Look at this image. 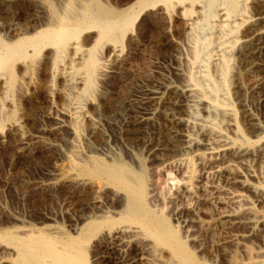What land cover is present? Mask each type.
Listing matches in <instances>:
<instances>
[{"label":"bare ground","instance_id":"1","mask_svg":"<svg viewBox=\"0 0 264 264\" xmlns=\"http://www.w3.org/2000/svg\"><path fill=\"white\" fill-rule=\"evenodd\" d=\"M150 16L165 33L155 38L168 53L156 63L163 79L136 86L119 112L113 88L96 86L124 63L125 36ZM62 132L67 151L47 138ZM98 133L113 136L118 149L94 147ZM0 138L16 161L50 160L20 197L68 199L59 213L65 231L51 223L55 212L1 230L0 264H208L198 230L223 231L208 240L221 264H264V0H118L113 9L98 0H0ZM177 157L199 161L201 179H220L241 192L230 200L251 197L257 209L212 218L183 207L172 225L152 209L145 168L157 173ZM15 172L11 186L22 178ZM199 180L196 192L204 190ZM187 185L178 186L182 196ZM211 199L224 198L200 201ZM80 208L90 213L79 216Z\"/></svg>","mask_w":264,"mask_h":264},{"label":"rangeland","instance_id":"2","mask_svg":"<svg viewBox=\"0 0 264 264\" xmlns=\"http://www.w3.org/2000/svg\"><path fill=\"white\" fill-rule=\"evenodd\" d=\"M59 1L61 2L63 0H54V1L49 0V2H51L52 4H56ZM98 1L101 4L103 3L104 6L111 8V9L115 8L117 6V3H118V0L117 1L116 0H98ZM119 1H121V0H119ZM152 17H151L152 19L148 18V20H145L142 22H139L140 20H138L136 25L133 26L132 31L129 33L130 35L127 34L124 38L125 40H123L124 48H125V54H126L127 59H125L124 63L121 62L122 64L120 62L119 63L115 62L114 67L112 68V70H109V72H107V73L102 72L101 74H102V78L104 79V82H103L104 84L98 83L96 86L97 89L101 90L102 92H106L104 90H106L107 86H111L113 88L112 94L110 96L114 102H116L118 105H120L118 108L119 112L123 111V108L121 106L122 102L131 98L134 95L136 86L139 87L140 85H143V86L145 85V87H153L154 84H156V82L161 81L163 79V75L162 74L160 75V71H158L156 69V63H157V61L160 62L162 60H165L168 57V53H167V51H164V50L157 48L155 46L156 45L155 41L158 37L164 36L165 33H164V31L160 30V28L157 26L156 21H155L156 16L155 17L152 16ZM144 22H146V23L144 24ZM135 27H137V28H135ZM161 31H162V34L160 33ZM167 63H169V62H167ZM167 63H166V66H168ZM115 64H117V65H115ZM47 105L43 106V108H44L43 112H48L49 108L51 111V106L48 105V107H47ZM29 110L31 111V113L36 114V115L41 112L38 110H34V108H32V107H30ZM255 113H257V112H255ZM259 117L261 120L260 115H259ZM101 136H102V134H101ZM101 136L98 133V134H95L94 137L90 139L91 143L94 147L101 148V147H103V145H106L109 143L112 149H114V150L118 149V146L114 143V137L113 136H109L106 138L101 137ZM47 138H48L49 142H51L53 145L61 148L64 151H67L66 144H65V140L67 138L66 133L62 132L61 134H59L57 136H49ZM129 143L133 149V152H135L139 157L143 158V152H142L143 147H142V145L141 144H135L134 141H131ZM1 144H2V139L0 138V231L1 230L10 231L12 228L14 229L17 226H21L20 225L21 223H27V222L28 223H32V222L34 223V222L41 221L43 214L46 212H48V213L55 212L56 216L57 215L58 216L55 218V222H51V223L57 225L58 227L62 228L65 231L66 223L64 222V220L62 218L59 217V213H60V210L63 208L62 205L67 204V202H68V199L66 198V196L55 194V196L53 198L48 199L49 201H47L43 197H38L37 198L38 200L36 199L37 200L36 201L34 199L33 202H31L32 200L30 198H28L29 197L28 192L26 193L27 195L25 194V198L20 197L21 192L22 191L25 192L22 189V186L26 182H28L30 179H32L36 175H38V173H39L38 171H41L42 169L46 168L49 165V163H50L49 158L40 154L37 157L22 158V159H19L16 161L14 149L11 146L5 147V146H3V144L1 146ZM188 158H190V157H184L183 159L185 161L182 160V158H180V157L174 158V160H172V158H171L169 163L167 162L164 164L165 166L164 165L161 166V168L164 167L163 170L161 168H159L160 171H158V172L156 171L157 173H155V172L150 173V171H148V169L145 168L146 169V171H145L146 176L145 177H146L147 187L149 188V190H151L153 187L152 190L154 191L153 192L151 190L152 195H153V198L151 199V200H153V201H151L152 202L151 206L153 208L150 206L151 202H149V206L153 209V211L156 210L155 211L156 213L159 212L158 214L165 216L170 222L172 221V225L175 224L174 219H173L174 214L178 210H180L181 208L183 209V207L187 208V209H191L195 213L197 212V214L203 211V212L207 213L209 216H211L212 218H218V216H220L223 213V211H224V213L229 212V214H231V213L238 214L240 212V209L242 211V209H246L247 207H250V205H251V207L253 206L252 208L256 207V205H255V203L251 197H247V199L244 198L241 201L237 200L236 202L230 200V198L228 197V193H232V192L236 191L235 193L237 194V193H241V192L236 188L234 189V188L229 187L220 179L219 180H218V178L216 179V177L214 178V180H212V178L210 179L209 177L201 179L203 177L200 176L201 170H200V167L198 165L199 161L198 162L192 161L194 159H192V158L188 159ZM176 160H177V162H176ZM190 160L193 163L190 162ZM181 161L182 162L184 161V162L182 163ZM173 162H175V163H173ZM190 163H192L191 164L192 167L190 166ZM166 164L167 165L169 164L168 166H171V167L168 168V166ZM195 165H197V166H195ZM179 166H182V167H180L181 170H180V168H178ZM188 166L191 169L190 168L188 169ZM13 168H15V169H13ZM17 169H18V172H17ZM186 169H188L189 171ZM19 171H21V173H19ZM169 171H170V173H169ZM177 171H179L178 174L176 173ZM185 171H186V173H185ZM190 171H192V172H190ZM9 172H15L14 174L17 173L16 175H22L21 179L23 180V182L21 179H18V181L15 180L13 182V184H15V186H11L9 181H7V176H8ZM159 172H161V173H159ZM162 172H164V173H162ZM189 173L191 174V176H188ZM156 174H158L157 175L158 177L156 176ZM167 174L170 176H168ZM183 174H184V176L187 174L186 176L189 177V179H186L187 181L184 180V182L182 181L183 183L181 182L178 186H181V184L187 183L190 186H192V188H193L196 185V180L200 179V180H202V182H201V184H199V186H201L202 190L203 189L204 190L196 192L198 190L195 189V187H194L195 190L191 188L190 193L188 192L189 195L182 196V194L179 193V190H180V189H178L179 187L174 182L181 179ZM186 176H185V178H186ZM176 177L177 178L180 177V178L177 179ZM192 177H194V178L196 177V179H194ZM191 178L194 180H192ZM174 179L175 180L177 179V180L174 181ZM205 179H209V180H205ZM224 184H225V186H224ZM189 185H187V186H189ZM16 187H18V188H16ZM217 187L221 192L224 193V191H225V193L221 194V192H218L219 191L218 189L216 190L218 193H214L215 192L214 190ZM228 188L230 190H228ZM232 189H234V190H232ZM192 190L194 192H192ZM80 192L81 191H79V190L76 191V193H80ZM219 193H220V195H219ZM205 195L206 196L208 195L210 197H215V198L217 197V199L218 198H220V199L224 198V199L221 200V204H217V202L213 201L212 199H211L212 201L210 204L209 203L203 204V202L200 201V199L204 198ZM17 196H19V198ZM225 197H226V199H225ZM154 199H156V200H154ZM220 199H218V200L220 201ZM227 199H229V200H227ZM35 201H36V203H35ZM225 201L228 204L224 203ZM27 202H29V203H27ZM80 202L82 203L83 200ZM156 203L158 204V206ZM256 209H257V207H256ZM88 213H90V212L85 211V210L83 211V209L80 208L79 213H77V215H79V216L84 215L85 216V215H88ZM203 219L209 220V218H203ZM178 231L182 234V231L179 228H178ZM197 233H198L197 236H198L199 240H202V243L205 244V247H204L205 253L201 257H203V259L208 264H221L222 261H221L220 248H218L215 245V243L208 242V240H209V238H212L213 241H217V240L221 239L224 236L223 231L222 230H214L210 234V236H208L207 233H204L200 230H198ZM251 247H254L253 244H251ZM94 252L100 253L101 251H100V249H98V250L96 249V251H94ZM92 255H93V251L91 250V252L88 256L89 261L91 260Z\"/></svg>","mask_w":264,"mask_h":264}]
</instances>
